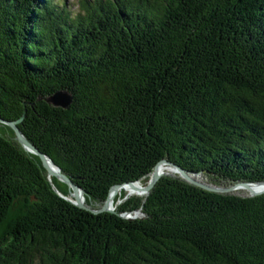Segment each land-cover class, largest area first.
Wrapping results in <instances>:
<instances>
[{"label": "trees", "instance_id": "trees-1", "mask_svg": "<svg viewBox=\"0 0 264 264\" xmlns=\"http://www.w3.org/2000/svg\"><path fill=\"white\" fill-rule=\"evenodd\" d=\"M76 4L0 0V118L25 111L17 127L85 205L163 159L214 185L264 181V0ZM57 91L68 109L45 102ZM0 128V264H264V194L162 176L92 214Z\"/></svg>", "mask_w": 264, "mask_h": 264}, {"label": "water", "instance_id": "water-1", "mask_svg": "<svg viewBox=\"0 0 264 264\" xmlns=\"http://www.w3.org/2000/svg\"><path fill=\"white\" fill-rule=\"evenodd\" d=\"M45 102L53 107H57V108H61L63 110H66L69 108L72 99H71V95L66 92V91H57L55 92L52 96H50L49 98H47L45 100ZM24 115H25V111L23 113V115L17 120V121H6L2 118H0V125L6 126L8 127L14 134V140L22 147V149L24 151H26L27 153H30L34 156H36L40 162L42 167L44 168V170L46 171L47 175L52 172L54 175V178L63 183L67 189H68V195H71L73 192L75 191H79L80 195H81V200L79 199H75L74 202L69 201L66 197L62 196L60 193L57 192V190L55 188H53V190L62 198H64L65 200H67L68 202H70L72 205H74L75 207L91 212L92 214H98L101 212H110V213H114V210L109 208V195L111 193L112 190H115L117 188H121L124 186H128L131 188H135L134 184L135 183H139V182H132V183H125V184H121V185H115L113 187L110 188L108 196L106 198V200L104 201L103 205L101 206L100 209L97 210H92L90 206L85 205L84 203V191L82 189H80L79 187H77L75 184H73V182L70 180V178H68L65 174H63L60 170V168L58 166H56L49 157H47L46 155H44L43 153H41L32 143H30L25 136L21 133V131L19 130V128L17 127L18 124H20L22 122V120L24 119ZM47 161L50 166L51 169L47 166H45L44 161ZM166 165V166H170L171 168L174 169V172L176 174V176H178L180 179H182L184 182L188 183L191 186L194 187H198L204 191L210 192V193H214V194H219V195H237L239 197H243V198H251V197H256V196H260L264 194V189L259 190V191H252L250 189L251 185L254 184H264L263 182H256V183H252V182H237V183H232L230 185H214V184H210L207 183L206 181L202 180V176L200 173H191L188 172L184 169H182L180 166L173 164L171 162H168L167 160L163 159L161 161H159L153 168L152 172H154V169L156 168V166L158 165ZM53 169V170H52ZM166 176H171V175H166ZM162 176L154 174L153 177H149L148 181L146 182L145 185H142V187H139L137 190H140L141 193L143 194V202L146 200V197L149 195L150 191L153 189V187L155 186L156 182L161 178ZM141 184V183H140ZM235 188H243L249 191V193L247 195H243L241 193H233V189ZM134 212H138L141 213V208L134 211ZM133 212V213H134ZM132 214V212H127V213H122L119 216L127 219V220H132L135 219L134 218H128L126 217V215H130ZM142 214V213H141Z\"/></svg>", "mask_w": 264, "mask_h": 264}, {"label": "bare ground", "instance_id": "bare-ground-1", "mask_svg": "<svg viewBox=\"0 0 264 264\" xmlns=\"http://www.w3.org/2000/svg\"><path fill=\"white\" fill-rule=\"evenodd\" d=\"M44 164H45V166H47V167H49L51 169L50 164L46 160L44 161ZM52 172H50L48 174V177H54V175H53ZM170 172H171L170 167L161 164V165L156 166V168L154 169V172L151 173L150 177H153L154 174L163 176L165 174H169ZM141 186H142V184H140V182H139V183H135L134 184V187L135 188H131V187H128V186H124V187H121V188H117L115 190H112L111 193H110V195H109V201H108L109 208H111V209L114 208V205H113L114 199L116 197L120 196L123 192H126L127 194H136L138 196L139 195H142L141 191L140 190H137ZM250 189L252 191L262 190V189H264V184H254V185H251L250 186ZM239 191H246L247 194L249 193L248 190L243 189V188H235V189H233L232 192L235 193V192H239ZM69 198H70L71 202H74L76 198L79 199V200H81V195H80L79 191H75L71 195H69Z\"/></svg>", "mask_w": 264, "mask_h": 264}, {"label": "rangeland", "instance_id": "rangeland-1", "mask_svg": "<svg viewBox=\"0 0 264 264\" xmlns=\"http://www.w3.org/2000/svg\"><path fill=\"white\" fill-rule=\"evenodd\" d=\"M54 1H61V2H64L65 4H66V6L71 10V11H74L75 9H76V7H77V4H76V0H54ZM1 129V128H0ZM0 132H2L1 130H0ZM9 134V133H8ZM166 166V165H165ZM168 167H170V166H168ZM170 169H171V172L169 173V174H165V175H163V176H166V175H171V177L172 176H176V174H175V172H174V169L173 168H171L170 167ZM202 180L204 181L205 179L202 177ZM59 183H61V182H59ZM61 184H63V183H61ZM142 187V186H141ZM249 192V191H248ZM235 193H241V194H243V195H246L247 194V192L246 191H239V192H235ZM121 196H122V198H121ZM143 197V194L142 195H136V194H127L126 192H123L120 196H118V197H120L121 199L120 200H118L117 202H114L113 203V205H114V208H112V210H114L115 209V207H116V205H121L123 202H125L128 198H131V197H138V198H142ZM66 198L69 200V201H71L70 200V198H69V195H67L66 196ZM111 209V208H110ZM132 215V216H131ZM142 215H141V213H138V212H136V213H134V214H130V215H126V217H137V218H140Z\"/></svg>", "mask_w": 264, "mask_h": 264}]
</instances>
